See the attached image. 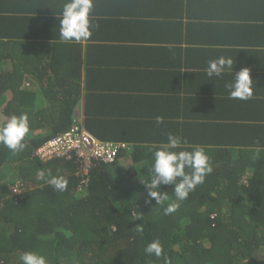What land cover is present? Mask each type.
Segmentation results:
<instances>
[{
    "label": "trees",
    "instance_id": "obj_1",
    "mask_svg": "<svg viewBox=\"0 0 264 264\" xmlns=\"http://www.w3.org/2000/svg\"><path fill=\"white\" fill-rule=\"evenodd\" d=\"M6 22L0 29V124L27 113L30 135L16 154L0 145V264H18L25 251L44 255L49 264H264V127L241 133L233 143L239 147L236 159L231 150L212 152L213 171L205 182L178 202L176 212L164 215L163 208L175 199L171 186L160 188L170 200L155 205L141 182L148 179L147 165H140L128 138L102 137V123L97 131L102 144L127 143L111 163L91 158L83 178L78 174L82 160L45 161L37 155L42 143L69 128L81 94L77 85L67 94L57 92L55 80L46 79L58 70L41 66L35 48L49 43L32 35L33 21L18 20V29L14 18ZM256 152L260 158L253 160ZM37 169L67 177V190L38 181ZM14 178L23 184L17 195L10 189ZM135 216L140 219L132 220ZM138 224L142 233L135 229ZM155 239L163 245L160 258L144 252Z\"/></svg>",
    "mask_w": 264,
    "mask_h": 264
},
{
    "label": "crops",
    "instance_id": "obj_2",
    "mask_svg": "<svg viewBox=\"0 0 264 264\" xmlns=\"http://www.w3.org/2000/svg\"><path fill=\"white\" fill-rule=\"evenodd\" d=\"M63 2L0 0V29L8 19L14 18L16 29L18 20L33 21L32 35L49 43L35 48L41 66L58 70L46 79L66 94L77 85L81 98L74 116L96 138L103 139L97 135L102 123V137L128 138L140 165L149 166L150 149L166 142L168 133L181 136L186 146H203L208 156L231 150L236 159L239 147L233 143L241 133L261 132L264 0H94L91 36L78 43L59 37ZM219 56L233 58L234 72L250 69L251 99L228 97L224 84L231 74L206 75L207 62ZM156 116L164 122L157 125Z\"/></svg>",
    "mask_w": 264,
    "mask_h": 264
},
{
    "label": "clouds",
    "instance_id": "obj_3",
    "mask_svg": "<svg viewBox=\"0 0 264 264\" xmlns=\"http://www.w3.org/2000/svg\"><path fill=\"white\" fill-rule=\"evenodd\" d=\"M93 6L94 0H64L59 16V37L61 41L78 43L91 36L90 29L92 25L90 22V13ZM233 65L234 60L232 57L219 56L207 62L205 73L210 79L213 77L219 78L225 73L231 74L233 79L224 84L228 97L230 99L249 100L253 97V79L250 76V69L248 67H242L239 71L234 72ZM163 122L164 118L162 116L155 117V123L157 125ZM74 125H77L80 131L89 135L93 140L98 143L102 142L87 131L80 122L77 114L67 130ZM29 135L30 125L27 113H21L19 116L12 114L4 123L0 124V145L7 148L13 154L27 147V137ZM125 144L122 141L117 142V145L124 146ZM186 145L187 142L181 136L168 133L166 142H161L159 146L150 149L151 163L149 166L144 167L147 170L148 179L143 178L141 182L147 190L148 197L155 201V205L163 206L165 202L170 200L167 191H160L161 186H171L174 193L175 199L167 203L163 208L164 215H170L176 212L180 206L178 202L186 200L189 194L195 191L198 185L203 184L206 176L213 171L209 157L203 146ZM120 148L117 150V154ZM54 158L42 160L49 161ZM259 158V152L254 153L252 156L253 160ZM89 163L90 160L85 166H79L80 172L78 174H81L82 178L87 173L86 168ZM123 167L128 166L125 165ZM246 176H248V173L245 174ZM245 177L243 176V179ZM36 179L51 186L55 191L64 192L67 190V177L53 175L50 169H37ZM22 188V181L14 178L13 184L10 187L12 194H20ZM139 219V216H135L132 220ZM135 229L138 233L143 232V226L141 224L136 225ZM144 252L156 258L165 255L163 245L158 239L148 243L144 248ZM18 264H49V260L37 252L25 251L19 255Z\"/></svg>",
    "mask_w": 264,
    "mask_h": 264
},
{
    "label": "built area",
    "instance_id": "obj_4",
    "mask_svg": "<svg viewBox=\"0 0 264 264\" xmlns=\"http://www.w3.org/2000/svg\"><path fill=\"white\" fill-rule=\"evenodd\" d=\"M123 145H104L90 138L89 135L80 131L77 125L60 136L54 137L45 142L36 151L42 159H51L54 157L72 158L82 160V166H85L91 158L101 159L104 162H112L117 150ZM86 161V162H85Z\"/></svg>",
    "mask_w": 264,
    "mask_h": 264
}]
</instances>
